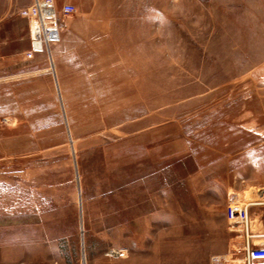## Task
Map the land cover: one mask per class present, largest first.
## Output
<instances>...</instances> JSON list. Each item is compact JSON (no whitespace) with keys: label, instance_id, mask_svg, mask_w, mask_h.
Returning <instances> with one entry per match:
<instances>
[{"label":"rangeland","instance_id":"374dc122","mask_svg":"<svg viewBox=\"0 0 264 264\" xmlns=\"http://www.w3.org/2000/svg\"><path fill=\"white\" fill-rule=\"evenodd\" d=\"M64 1L51 58L4 57L0 25V264L230 260L218 219L264 185V0Z\"/></svg>","mask_w":264,"mask_h":264},{"label":"built area","instance_id":"2783aa9c","mask_svg":"<svg viewBox=\"0 0 264 264\" xmlns=\"http://www.w3.org/2000/svg\"><path fill=\"white\" fill-rule=\"evenodd\" d=\"M75 7L64 2L60 7L55 0H32L30 5L19 10V15L28 20L29 49L25 52L26 59H32L36 53L47 52L50 57V44L59 38L58 19L61 15L69 16ZM51 58V57H50ZM258 193L253 189L234 191L228 199L225 208V218L231 227H240L243 238V264H264V234L250 230L251 221L248 219V211L252 206L264 205V186ZM244 192H248L245 194ZM254 194V196H253ZM234 230V228H233ZM253 238L258 242L254 243ZM122 255V253H118ZM212 264H227L218 258Z\"/></svg>","mask_w":264,"mask_h":264},{"label":"crops","instance_id":"0c3cea01","mask_svg":"<svg viewBox=\"0 0 264 264\" xmlns=\"http://www.w3.org/2000/svg\"><path fill=\"white\" fill-rule=\"evenodd\" d=\"M31 2L32 0H0V25L11 26V31L8 32L9 38L4 40V43L6 44L5 46L6 51L4 52V57L6 58L9 56L11 59H17L22 54H25V52L29 49V47L28 49H26L30 35L28 32V20H26V18L19 15V10L25 6L30 5ZM64 2H68V1H64ZM16 21L19 24H21L23 29L20 34L14 30V24ZM59 39H60V30H59V38L57 41H59ZM50 57H52L51 53H50ZM248 216H249L248 219L251 222L257 221V225L259 228L257 232L264 234V209L261 208L260 206H252L249 208ZM218 220H220L219 227L222 230L223 234H225L226 236L225 238L227 243L224 252L227 251V254H225V257H228L230 259V260L226 259L224 261L228 264H243L244 250H243L242 235L239 236L237 234H232L229 232V231L232 232L233 229H231V227L228 225L226 221L225 212L221 214ZM259 239H261L264 242V238H259ZM252 241L256 243L258 242V239L253 238Z\"/></svg>","mask_w":264,"mask_h":264},{"label":"bare ground","instance_id":"6f19581e","mask_svg":"<svg viewBox=\"0 0 264 264\" xmlns=\"http://www.w3.org/2000/svg\"><path fill=\"white\" fill-rule=\"evenodd\" d=\"M50 63H52V59H51ZM253 230H254V229H253Z\"/></svg>","mask_w":264,"mask_h":264}]
</instances>
